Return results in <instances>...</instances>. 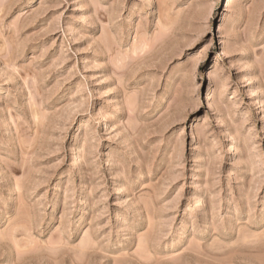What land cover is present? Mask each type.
Segmentation results:
<instances>
[{"label": "rangeland", "instance_id": "374dc122", "mask_svg": "<svg viewBox=\"0 0 264 264\" xmlns=\"http://www.w3.org/2000/svg\"><path fill=\"white\" fill-rule=\"evenodd\" d=\"M0 264H264V0H0Z\"/></svg>", "mask_w": 264, "mask_h": 264}, {"label": "bare ground", "instance_id": "6f19581e", "mask_svg": "<svg viewBox=\"0 0 264 264\" xmlns=\"http://www.w3.org/2000/svg\"><path fill=\"white\" fill-rule=\"evenodd\" d=\"M75 153H76V152H75ZM196 202H197L196 204H198V205H202V204H201V199H198Z\"/></svg>", "mask_w": 264, "mask_h": 264}]
</instances>
